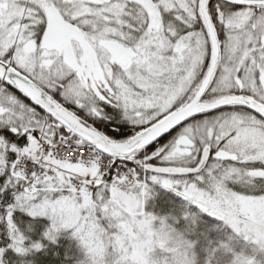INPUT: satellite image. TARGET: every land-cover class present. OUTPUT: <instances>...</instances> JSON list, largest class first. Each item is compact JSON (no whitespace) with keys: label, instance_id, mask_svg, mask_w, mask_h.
<instances>
[{"label":"snow or ice","instance_id":"obj_1","mask_svg":"<svg viewBox=\"0 0 264 264\" xmlns=\"http://www.w3.org/2000/svg\"><path fill=\"white\" fill-rule=\"evenodd\" d=\"M0 264H264V0H0Z\"/></svg>","mask_w":264,"mask_h":264}]
</instances>
